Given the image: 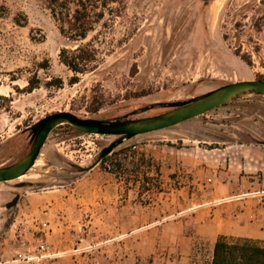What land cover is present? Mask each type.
<instances>
[{"label":"rangeland","instance_id":"1","mask_svg":"<svg viewBox=\"0 0 264 264\" xmlns=\"http://www.w3.org/2000/svg\"><path fill=\"white\" fill-rule=\"evenodd\" d=\"M86 41L99 48L98 67L70 83L58 54L75 43L45 0H0V166L25 155L32 125L53 112L140 118L230 82L264 80V0H126ZM31 79L38 86L29 91ZM67 125L48 134L26 174L0 182V261L44 239L52 264H208L217 237L247 238L210 228L208 206L230 207L228 216L237 208L233 199L208 202L214 169L228 166L208 151L264 147L254 142H264V96L125 139L105 163L99 153L117 136ZM259 195L247 197L264 207Z\"/></svg>","mask_w":264,"mask_h":264},{"label":"water","instance_id":"2","mask_svg":"<svg viewBox=\"0 0 264 264\" xmlns=\"http://www.w3.org/2000/svg\"><path fill=\"white\" fill-rule=\"evenodd\" d=\"M250 95L264 96V80L248 79L230 82L188 100L170 102L168 103L170 108L167 111L140 118L113 120L82 118L70 111L47 114L32 125L33 139L25 155L16 162L0 166V182L10 181L26 174L35 164L48 134L58 125L69 124L88 134L117 136L116 140L101 149L99 153V160H101L125 139L171 127ZM15 201L16 199L13 203Z\"/></svg>","mask_w":264,"mask_h":264},{"label":"trees","instance_id":"3","mask_svg":"<svg viewBox=\"0 0 264 264\" xmlns=\"http://www.w3.org/2000/svg\"><path fill=\"white\" fill-rule=\"evenodd\" d=\"M61 35L73 47H61L59 60L73 75L70 83H75L80 74L93 71L100 61L99 48L90 41L83 42L95 26L108 24L126 8V0H45ZM246 61L247 59L243 57ZM28 90L38 86L37 81H29ZM61 83V81H60ZM69 126V125H67ZM264 144L263 141H254ZM108 155L101 161L105 163ZM116 166H120L115 162ZM111 172L114 169L106 167ZM210 264H264V245L250 238L228 239L219 236L214 241Z\"/></svg>","mask_w":264,"mask_h":264},{"label":"crops","instance_id":"4","mask_svg":"<svg viewBox=\"0 0 264 264\" xmlns=\"http://www.w3.org/2000/svg\"><path fill=\"white\" fill-rule=\"evenodd\" d=\"M213 160L223 159L228 166L214 169L218 179L211 184L206 198L208 202L233 199L236 201L231 207L237 208L236 216H228L230 207L218 209L208 206V222L210 228L219 235L247 237L264 245V207L256 200L247 197L256 190L264 187V147L255 144L228 145L223 148L208 151ZM205 154V153H203ZM228 155V157H222ZM219 156V157H218ZM262 175L258 179L256 174ZM214 241L210 246V260L213 253Z\"/></svg>","mask_w":264,"mask_h":264},{"label":"built area","instance_id":"5","mask_svg":"<svg viewBox=\"0 0 264 264\" xmlns=\"http://www.w3.org/2000/svg\"><path fill=\"white\" fill-rule=\"evenodd\" d=\"M245 194H260L258 201L264 203V189ZM56 253L44 239H37L34 244H28L16 252V256L9 260L0 261V264H52Z\"/></svg>","mask_w":264,"mask_h":264}]
</instances>
